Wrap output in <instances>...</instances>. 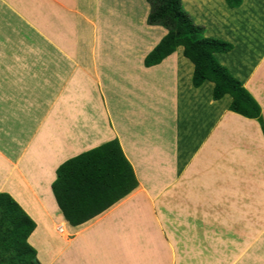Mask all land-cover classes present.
<instances>
[{
  "label": "crops",
  "instance_id": "1",
  "mask_svg": "<svg viewBox=\"0 0 264 264\" xmlns=\"http://www.w3.org/2000/svg\"><path fill=\"white\" fill-rule=\"evenodd\" d=\"M224 4L206 5V15L213 11L221 19L217 36L234 45L215 56L260 104L264 118V0ZM101 8L100 0H0V193L11 194L35 221L28 240L42 264H173L166 256L168 231L153 209L155 188L187 185L196 192L219 175L225 182V163L237 155H243L240 166L255 162L264 133L257 120L229 110V95L213 100L212 82L193 86L194 64L182 46L145 66L165 27L149 24L152 43L136 59L130 23L107 35ZM208 22L198 23L207 28ZM107 36L122 40L123 50L112 53ZM113 139L139 185L72 226L53 194L56 170Z\"/></svg>",
  "mask_w": 264,
  "mask_h": 264
},
{
  "label": "trees",
  "instance_id": "2",
  "mask_svg": "<svg viewBox=\"0 0 264 264\" xmlns=\"http://www.w3.org/2000/svg\"><path fill=\"white\" fill-rule=\"evenodd\" d=\"M151 11L148 24L168 30L164 38L146 56L145 66L161 63L178 47L194 64L192 84L195 88L206 81L213 83V100L225 95L232 98L229 110L257 120L264 133V118L260 104L229 69L217 58L234 45L226 40L205 35V27L197 24L183 7L182 0H148ZM188 10L195 0H184ZM203 4L221 7L218 0H202ZM230 8L243 0H225ZM201 4V5H203ZM197 20L201 18L199 13ZM53 194L62 216L72 225H81L101 214L126 197L138 185L135 170L118 139L80 153L62 163L56 170ZM36 228L35 221L9 193H0V264H41L37 250L29 243Z\"/></svg>",
  "mask_w": 264,
  "mask_h": 264
},
{
  "label": "rangeland",
  "instance_id": "3",
  "mask_svg": "<svg viewBox=\"0 0 264 264\" xmlns=\"http://www.w3.org/2000/svg\"><path fill=\"white\" fill-rule=\"evenodd\" d=\"M101 1L104 5L101 12L103 18L108 19L107 26L110 29L106 34L113 36L112 30L115 27L121 29L130 23L128 29L133 30L137 45L134 47V58L143 51V54L147 53L149 46L146 45L152 43L147 36L148 29L152 28L147 23V10H151L148 0ZM222 1L218 0L225 9L226 2ZM119 2L121 6H115ZM201 2L202 0H195L196 6L190 8V11L185 2L183 7L197 24L204 23H198L196 12L201 15L199 20L205 18L209 21L205 28L206 36L213 34L219 37L217 32L222 29L220 17L213 11L206 15L209 7L206 6L207 3L202 7ZM110 5L114 7L113 12L107 9ZM109 36L108 49L112 53L123 50L122 40L115 42ZM135 60L131 62L134 64ZM118 64L116 69L122 70L124 61ZM123 123L122 126L126 128V122L122 121ZM123 127L119 130L124 134L126 129ZM135 133L134 137L140 139L141 131ZM262 145L259 150H262ZM257 154L256 161L246 166H240L239 161L243 155L233 157L225 163V182L219 175L211 185L199 186L196 192L191 189L194 186L187 185L155 188L153 209L168 231L166 256L172 258L173 264H264V147ZM221 174L223 175L222 172ZM185 192L188 195L186 199L182 196Z\"/></svg>",
  "mask_w": 264,
  "mask_h": 264
},
{
  "label": "bare ground",
  "instance_id": "4",
  "mask_svg": "<svg viewBox=\"0 0 264 264\" xmlns=\"http://www.w3.org/2000/svg\"><path fill=\"white\" fill-rule=\"evenodd\" d=\"M65 231H66V229H63L64 234H68L67 231L66 232Z\"/></svg>",
  "mask_w": 264,
  "mask_h": 264
}]
</instances>
